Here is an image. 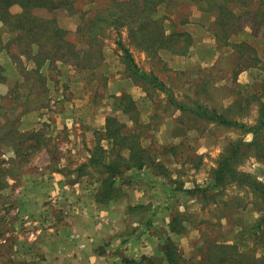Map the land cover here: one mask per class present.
I'll list each match as a JSON object with an SVG mask.
<instances>
[{"label":"rangeland","instance_id":"rangeland-1","mask_svg":"<svg viewBox=\"0 0 264 264\" xmlns=\"http://www.w3.org/2000/svg\"><path fill=\"white\" fill-rule=\"evenodd\" d=\"M73 1L80 12L88 14L105 6L108 0ZM255 3L257 0H252ZM244 9L234 12L239 15ZM38 14L54 18L61 28L71 32L78 23L76 14L70 15L62 8L49 13L39 10ZM248 14L221 31L212 23V15L202 14L193 4L160 6L157 15L167 29H189L192 46L185 56L166 51L148 56L131 44L127 29H122V40L138 66L156 74L174 99L184 105L194 106L197 101L222 110L239 96H255L247 110L233 109L231 114L249 127L256 122L260 102L264 103V21L255 18L253 12ZM224 33L227 37L222 38ZM13 37L14 33L1 29L3 43ZM116 39L113 30L106 33L104 66L93 73L54 63L46 64L36 75L30 71L32 65L26 57L13 46L0 52V96L13 98L16 92L24 96L15 111L22 112L19 130L37 133L39 141L38 147L28 148L23 158L10 161L13 175L8 176V187L0 193V264L62 261V254L68 252L52 250L53 234L77 227L81 233L87 232L89 242L91 238L94 241L89 245V254H84L87 261L85 256L79 260L73 255L70 263L120 264L123 257L142 256L157 262L162 257L160 247L168 236V224L176 216L183 220L186 230L181 235H170L184 259L200 260L201 251L213 242L236 243L240 250L257 257L264 255V244L257 245L253 235L241 232L259 217V200L251 195L248 186L227 182L205 196L174 189L205 188L211 184L213 172L221 157L229 153L230 145L248 143L251 134L238 127H221L201 120L191 129L177 123L178 112L166 104L163 92L152 91L146 96L127 77ZM121 93L130 94L138 103L140 121L148 125L141 131L142 145L164 170L155 169L161 174L152 168L127 172L125 177L129 178L118 181L120 197L103 207L95 204L94 198L100 175L92 167L82 171L79 167L87 163L96 134L102 130L94 133L93 125L105 123L109 115L126 119L117 107L116 97ZM176 125L188 131L184 138H170ZM169 145L177 146L176 154L161 155V147ZM1 147L0 159L14 157L8 147ZM241 153L235 170L264 183V152L243 147Z\"/></svg>","mask_w":264,"mask_h":264},{"label":"trees","instance_id":"trees-1","mask_svg":"<svg viewBox=\"0 0 264 264\" xmlns=\"http://www.w3.org/2000/svg\"><path fill=\"white\" fill-rule=\"evenodd\" d=\"M74 3L73 0H0V52L13 46L21 56L26 57L32 65L30 71L36 75L40 74L46 64L54 63L70 64L81 72L93 73L95 70L101 71L104 66L102 49L106 33L111 30L116 32L117 39L114 43L120 52V60L127 77L134 85L141 87L146 96L152 91L163 92L166 95V104L173 106L178 112L177 123L191 129L193 124L201 120L221 127H238L251 134L248 143L236 142L230 145L229 153L221 157L213 172L211 184L205 188L174 189L191 196H205L214 189L222 188L227 182L236 183L238 186L245 184L251 195L259 200V217L241 232L258 238H254L257 245L264 244V183L249 174L237 172L234 168L243 147H253L260 153L264 152V103L260 102L256 122L249 127L233 119L231 114L233 109L239 112L247 110L255 96L249 97L250 99L239 96L231 106L222 110L209 108L197 101H194V106L184 105L174 99L171 90L156 74L138 66L129 46L122 40V29H127L131 44L148 56H157L159 51L185 56L192 46V37L184 31L167 29L163 19L157 15L160 6L193 4L202 14L212 15V23L222 31L231 27L239 17H247L248 12H253L255 18L264 21V0H257L255 5L252 0H108L105 6L88 14L85 11L80 12ZM14 7L18 10L13 11ZM61 8L70 15L78 16L73 32L61 28L54 18L38 14L39 10L49 13ZM242 8L246 9L244 13L235 14L234 11ZM1 29L14 33V37L3 43ZM224 37H227L226 33L223 34L222 38ZM247 48L251 49L250 46H246ZM1 71L0 67V81L3 80ZM22 99L24 96L18 92L13 98L0 96V153L3 150L1 146H4L14 155L7 161L0 159V193L8 187V176L13 175V171L9 170L10 161L23 158L27 155L28 148L38 147L37 133L30 135L19 130L18 123L22 112L16 114L15 111L21 105ZM116 101L126 119L119 120L115 115L105 117L104 126L96 134V142L90 150L87 163L79 167V171L92 167L100 175V185L94 197L99 204H109L120 197L122 190L118 181L129 178L125 177L127 172L152 168L161 174L162 172L155 169L164 170V166L142 145L141 131L147 129L148 125L141 123L136 101L128 93H121ZM103 142L106 144L103 145ZM161 148V155L176 154V145ZM185 230L183 220L173 217L168 224V236L160 247L161 259L156 262L146 256L139 259L123 257L120 264H264V255L257 257L246 252L247 250H240L236 243L213 242L208 245V249L201 251L200 260L184 259L171 235H181Z\"/></svg>","mask_w":264,"mask_h":264},{"label":"crops","instance_id":"crops-1","mask_svg":"<svg viewBox=\"0 0 264 264\" xmlns=\"http://www.w3.org/2000/svg\"><path fill=\"white\" fill-rule=\"evenodd\" d=\"M181 30L182 31H185L186 28L185 27L184 28H181ZM99 126L96 127V126L93 125V130L92 131L94 132V131H97V130L102 129L103 126H104V121ZM187 132L188 131L186 130L185 127L180 126V125H176L170 131V134L169 135H170V138H174V137H176V138H184L186 136V133ZM92 135H93V133H92ZM89 153H90V151H89ZM29 204H30V202H29ZM95 204H97L98 206H103L104 207V204H99L97 202ZM36 207H37V205H36ZM77 228H79V229H74L73 231H68V232H65L64 229H62L61 231L58 230V232H57L58 233V236H55V234H57V233H54L53 234L54 236L52 238H54V241H52V242H54V247H53L52 250L54 252L55 251L58 252L60 250H64V251H67L68 252L65 255L62 254L63 255L62 256L63 258H61L62 261H59V262H56L55 261V264H73V263H70L71 261H73V258H72L73 255L78 256V259L80 260V259H82V256H85L84 254H86V255L89 254V253H87V251L90 250L89 249V245H91V243H93L94 239L91 238L90 240H93V241L92 242H89V237H87L89 235H86L87 232L85 234H83V233H81V228L80 227H77ZM85 228H86V226H84V228H82V230H85ZM69 233H72L70 235V237H68ZM175 236H177V235H175ZM77 244H79V247L80 248H78V245ZM78 249H80V251ZM71 253H72V255H71ZM87 258L88 257L85 256V260L86 261H87ZM80 264H82V262H80Z\"/></svg>","mask_w":264,"mask_h":264}]
</instances>
